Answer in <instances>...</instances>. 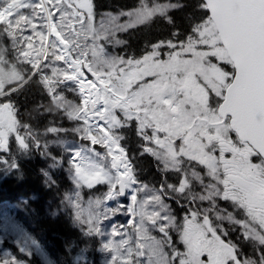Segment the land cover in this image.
<instances>
[{
	"label": "snow or ice",
	"instance_id": "obj_1",
	"mask_svg": "<svg viewBox=\"0 0 264 264\" xmlns=\"http://www.w3.org/2000/svg\"><path fill=\"white\" fill-rule=\"evenodd\" d=\"M178 6L141 0L131 11L107 14L97 27L91 0H3L0 35L12 39L17 60L31 67L28 76L15 65L5 68L0 55V95H7L5 83H25L35 74L56 107L80 122L77 130L95 159L74 154L76 176L88 188L108 186L97 207L127 191L138 205L128 210L139 216L135 228L137 238L148 241V264H264V0H201L198 7L206 15L186 38L155 43L139 58L107 52L105 43H125L116 33L157 15L171 23L167 12ZM120 15L128 17L123 24ZM27 28L31 32L24 35ZM34 37L40 41L37 58L29 52L36 51ZM165 47L172 50L167 59L161 58ZM65 86L81 96L80 104L62 95ZM129 128L138 137L139 155L154 157L162 172L177 173V184L165 180L138 200L148 185L137 177L134 157L123 144L122 130ZM13 133L22 144L31 134L10 102L0 104V148ZM166 198L188 205L183 224H177ZM220 201L229 202L232 211L222 209ZM210 214L238 226L258 259H242L239 246L222 238L228 230ZM169 227L177 230L184 252L172 247ZM152 228L166 239L150 236ZM119 231L120 226L111 234ZM165 246L172 247L170 255ZM106 247L114 253L112 264H144L132 259L134 253L145 255L144 244L133 248L121 240Z\"/></svg>",
	"mask_w": 264,
	"mask_h": 264
},
{
	"label": "trees",
	"instance_id": "obj_2",
	"mask_svg": "<svg viewBox=\"0 0 264 264\" xmlns=\"http://www.w3.org/2000/svg\"><path fill=\"white\" fill-rule=\"evenodd\" d=\"M91 2L97 27L107 14L117 15L138 7V0ZM151 2L179 5L167 13L171 23L166 18L154 16L148 23L116 33V38L125 42L123 44H107L103 41L97 43H105L108 53L112 48L114 55L139 58L151 50V45L155 43L177 40V37L186 38L193 25L206 15L198 7L201 0H149ZM126 19L128 20L127 16L121 15L119 22L123 24ZM161 51V58L164 59L166 52L171 49L165 47ZM0 55L7 62L3 67L15 65L17 70L29 75L28 67L18 63L15 46L6 34L0 35ZM224 67L231 71L230 66ZM38 80L39 77L34 75L24 85L19 80L5 83L4 91L8 94L0 98L1 104L11 103L18 123L21 126L27 125L31 133L23 143V149L8 148L12 151L10 154L7 151L0 152V208L5 207L7 209L4 212H11L10 216L40 245L52 264H97L98 241L75 223L64 197L70 186L67 155L74 148L87 146V139L81 138L78 128H75L76 123L65 111L53 105L51 96ZM69 95L71 93L65 94V97ZM76 104H79V99ZM50 128L59 131H48ZM19 129L23 133L26 131L23 127ZM122 131L126 136L123 144L129 150V155L134 157L135 173L140 181L154 188H159L165 180L168 183H178L177 173L162 172L151 155H139L138 137L134 129ZM95 148L96 151L104 153L98 145ZM96 193L104 194V186L84 189L85 195ZM166 202L171 206L177 224H183L188 205L181 207L175 200L167 198ZM169 235L172 238V247L184 252L186 249L174 227ZM172 247L168 249L169 255ZM10 249L25 264H45L34 253L23 255L13 246Z\"/></svg>",
	"mask_w": 264,
	"mask_h": 264
},
{
	"label": "rangeland",
	"instance_id": "obj_3",
	"mask_svg": "<svg viewBox=\"0 0 264 264\" xmlns=\"http://www.w3.org/2000/svg\"><path fill=\"white\" fill-rule=\"evenodd\" d=\"M71 2L79 4L85 2V0H71ZM140 2L141 0H138V6ZM2 3L3 0H0V4ZM22 11H24L25 13L29 12L28 9H22ZM105 17L106 16H104V18ZM157 17H162V16L157 15ZM74 27L78 28L79 25L78 24L74 25ZM30 32H31L30 28L24 29V35H27ZM7 38L10 41H12L10 37L7 36ZM51 39L52 38L50 37L49 42L51 41ZM33 43L36 48V51L29 50V52L33 58H37V52L40 51V41L38 38L34 37ZM12 44L15 46V54L17 58V50H16L17 46L14 44L13 41ZM45 47H47L46 44ZM167 53L168 52H166L164 59L168 58ZM109 54L114 55L112 53V48ZM18 63L21 64L19 61ZM42 63H46V61H42ZM56 63L58 65H62L63 62H56ZM24 66H27L28 69L31 67V65L28 64H24ZM67 93H71V95L66 97L68 101H71L73 104H76L77 99H79V101L81 102V96L77 94L75 91L68 90L67 87L65 86L62 91V95L65 96V94ZM3 96L4 95H0V98ZM52 102L55 103L53 99ZM72 121L76 123L75 128H79L80 122L74 120ZM18 131L21 134H24L23 131H21V129H18ZM14 147H16L17 149L20 148L23 149L24 147V144L20 143L16 139L15 133L11 134L7 138L3 147L0 148V152L7 151V153L10 154L12 153V151L8 150V148L14 149ZM102 149L103 152H105V149L104 148ZM82 151H84V156L95 159L94 157L91 156V152L88 149H83ZM73 152L74 151H70V153L67 155V163H69V159H71L70 154ZM81 156L84 157L82 154ZM68 168H69L68 179L70 182V186L67 189V191L64 193V197L72 213V217L75 223L79 227H81L86 233L96 237L98 241L97 264H112V255L114 253L111 252V250L108 249L106 246L110 242H112L113 246L118 245L120 244L121 240H129L133 248H135V245L137 243L144 244L145 247L140 249V251H143L145 255L136 257L134 253L132 259L133 261L138 259L140 261H143L144 264H148L149 261V257H148L149 249L147 247L148 241H146L143 237H140L139 239L137 238V230L135 228V224L139 220V216L129 212L128 206L138 207V205H133V202L130 199V195L126 193L123 199L117 197L114 200H104L103 203H101L99 207H97L96 206L97 202L102 201L104 195H101L100 193H96L95 195H85L84 189H87L88 187L84 186L78 180L75 173V169L72 166V164L69 165ZM103 185L105 187L104 188L105 191L107 192L108 186L106 184ZM152 192L153 190L146 189L145 191H141L137 193L138 200H144L150 197L152 195ZM111 201L113 202L111 203ZM147 208L149 211H151L152 209L151 201H149ZM4 209L7 208L5 207L0 208V264H25L22 260L14 256V254L11 252L10 249L11 246H13L18 253H21L23 255L26 254L30 255L31 253H34L39 257L42 263L44 262L45 264H52L49 258L47 257V255L41 249L40 245L37 242H35L33 239H31V237H29L25 231H23L20 224L17 223L12 216H10L11 212L6 210L4 212ZM224 214L225 213L223 212L221 213V215ZM223 222L225 225L231 224L227 220H223ZM118 226H120V231L116 235H112L111 233L113 232V229ZM149 227L151 228V225H149ZM172 229L173 227H169L166 228V231L169 232L172 231ZM150 236L155 237L157 239H164L163 234L160 233L155 228H152V230L150 231ZM124 247H128V245H125ZM166 248L167 246H165L164 248L165 252H166ZM121 252H123V248H121ZM153 259H155V257H153ZM116 264H121V262L118 260Z\"/></svg>",
	"mask_w": 264,
	"mask_h": 264
},
{
	"label": "flooded vegetation",
	"instance_id": "obj_4",
	"mask_svg": "<svg viewBox=\"0 0 264 264\" xmlns=\"http://www.w3.org/2000/svg\"><path fill=\"white\" fill-rule=\"evenodd\" d=\"M254 162H258V159L253 157ZM220 207L222 209L227 208L228 211H232V206L229 202L220 201ZM217 224H220L224 229L228 230V236L222 237L225 240H231L239 246L241 252V258L258 259L259 252L253 247L252 243L246 241L241 236V232L238 226L225 225L223 220H217Z\"/></svg>",
	"mask_w": 264,
	"mask_h": 264
},
{
	"label": "water",
	"instance_id": "obj_5",
	"mask_svg": "<svg viewBox=\"0 0 264 264\" xmlns=\"http://www.w3.org/2000/svg\"><path fill=\"white\" fill-rule=\"evenodd\" d=\"M87 74L91 77V73H87ZM91 78L95 79L94 77H91Z\"/></svg>",
	"mask_w": 264,
	"mask_h": 264
},
{
	"label": "bare ground",
	"instance_id": "obj_6",
	"mask_svg": "<svg viewBox=\"0 0 264 264\" xmlns=\"http://www.w3.org/2000/svg\"><path fill=\"white\" fill-rule=\"evenodd\" d=\"M74 156V155H73Z\"/></svg>",
	"mask_w": 264,
	"mask_h": 264
}]
</instances>
